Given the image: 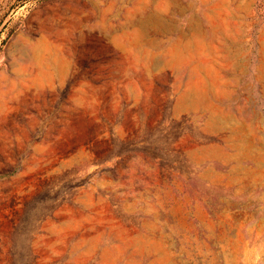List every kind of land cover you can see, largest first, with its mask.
Segmentation results:
<instances>
[{
    "label": "rangeland",
    "instance_id": "obj_1",
    "mask_svg": "<svg viewBox=\"0 0 264 264\" xmlns=\"http://www.w3.org/2000/svg\"><path fill=\"white\" fill-rule=\"evenodd\" d=\"M0 264H264V0H0Z\"/></svg>",
    "mask_w": 264,
    "mask_h": 264
}]
</instances>
